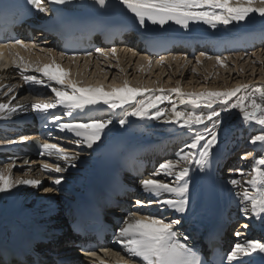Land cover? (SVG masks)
<instances>
[{"label": "snow or ice", "instance_id": "snow-or-ice-1", "mask_svg": "<svg viewBox=\"0 0 264 264\" xmlns=\"http://www.w3.org/2000/svg\"><path fill=\"white\" fill-rule=\"evenodd\" d=\"M71 2L72 0H25L27 11L35 10L39 13L48 11L47 5L63 6ZM92 3L101 10L109 7V0H92ZM112 3L120 7L125 14H131L141 28L151 24L163 29L171 22L185 30L189 29L190 24L197 23L215 30L218 25L227 27L234 22L236 24L247 22L253 15L264 20V0H112ZM9 40L10 43H0V59L4 57V49L27 51L36 47L34 43L23 39L9 37ZM40 51L50 53L52 50L41 48ZM110 51L115 56L116 49L112 48ZM96 52L103 55L104 49L97 48ZM60 55L63 58L65 53L61 52ZM88 55L91 56L92 53ZM16 56L19 57L18 52ZM68 58L73 61L77 59L75 55ZM206 58L213 59L211 56ZM226 59L227 57H215L216 63L221 67L224 66L223 61ZM196 62L199 64L200 58H197ZM13 65L20 70L19 74L24 84L50 89L54 99L45 98L37 92L35 94L38 102L32 103L30 109L33 113L43 116L46 122L50 120L51 123H46L45 126H54L58 132L65 133L63 138L77 147L92 149L102 141L113 121L111 118L78 119L74 114L86 113L94 110L98 105H104L112 112L121 110L128 117L138 121L146 119L151 121L159 120L166 115V112L159 108L160 104L166 100L172 104L170 115L163 122L177 125L180 129L191 133V137L184 148L177 153L175 160H165L149 178L140 180L144 198L135 200L132 205L134 210L128 212L114 233V244L119 245L120 250L105 249L104 251L106 255L110 254L116 258L114 264H204L199 254L181 241V234L176 228L182 223L180 217L188 210L192 165H195L201 173L210 172L214 150L220 143L219 131L224 122L221 117L225 113H231L232 110L239 111L245 125L259 127L258 134L252 135L249 143L254 149L259 147L264 151V87L238 84L235 88L225 91H204L197 94L182 93L179 87L170 89L176 94L179 104L191 106L188 110H181L163 90H159L157 94L148 89L132 88L128 86L127 81L122 87L109 85L110 91H105L102 86L80 87L74 80L67 79L70 73L54 59L40 66L19 57V62L13 59ZM27 72L38 73L39 76L25 75ZM16 87V85L7 86L4 95L8 96ZM257 93L260 94L259 101L256 97ZM15 99L16 96H12L8 103L0 102V120L8 119L18 111H28L29 106L14 105L12 100ZM217 104L220 105L219 109L213 107ZM202 106L206 110H200ZM58 109L63 111L59 112ZM64 116L71 119L65 122L62 119ZM119 124L124 127L126 120L119 119ZM200 126H203V131L200 130ZM29 139L32 138L22 137L20 141L8 139L6 143L17 144ZM38 148L40 156H55L58 161L64 162L63 165L42 162L40 169L50 175L53 185H61L64 177L51 176V174L64 173L69 167H76L78 154L69 155L66 149L54 143L45 142L39 144ZM242 159H247V156ZM27 163L25 161V164ZM14 166L12 162L0 168V194L9 193L20 185L31 188H39L42 185L39 179L13 178ZM237 171L240 175H244L242 170ZM161 175L174 179L169 182L167 179L155 178ZM250 175L252 178L244 182L247 187L237 193L239 211L245 220H249L251 216L264 224V158L253 160ZM227 183L232 188L240 185L237 179H229ZM55 190L56 188L53 187L43 189L45 192ZM153 206L161 215L143 211ZM164 213L174 214L176 218H168L163 215ZM243 227L247 229L250 224L245 223ZM236 235L239 236L241 233L237 232ZM187 239L188 237L185 236L184 240ZM254 253L264 254V243L252 240L243 244L237 243L227 254V262L252 264L250 259L245 260L242 257H251ZM84 256L99 260V264H106V261L97 256L94 250H84ZM88 264H93V261H88Z\"/></svg>", "mask_w": 264, "mask_h": 264}, {"label": "bare ground", "instance_id": "bare-ground-1", "mask_svg": "<svg viewBox=\"0 0 264 264\" xmlns=\"http://www.w3.org/2000/svg\"><path fill=\"white\" fill-rule=\"evenodd\" d=\"M254 30L249 32L246 30L245 23L241 22L240 24H236L232 26L228 32L229 35L236 36V40L234 42L226 39L227 43L229 44L230 49L235 48L236 46H242L243 42L248 43L250 38L254 35H260L264 39V20L261 21H253L251 23ZM214 34L223 35L225 34L219 30H213ZM44 49H51L50 47H45ZM264 49V48H263ZM259 49L258 53L256 54V58L258 61L255 62H246L247 58L242 59L237 55L235 57L231 56L230 59L224 60V66L221 67L219 64L216 63V60L207 59L206 57L211 56L207 55L206 57L198 56L200 58V63L197 64L196 61H188L185 58H181L180 56H165L156 61H149L139 55L137 52H134L131 49H126L116 51L115 56L113 55H98L94 60H69L64 59L61 56H58L55 52H38L36 54H32L34 50L27 52L23 57L25 61L32 63L34 65H44L50 63L53 59L57 64H59L65 71L69 72L70 75L67 79L74 80L78 86L86 87V86H102L105 91H110V87L108 85V78L115 75L114 73L120 76L121 74V81L122 85L124 82L127 81L128 86L132 88H140V89H148L152 92H156L159 94V90H166L164 93L169 97L172 102H176L177 108L181 110H188L191 106L189 105H181L178 103V99L175 93L171 92L170 89H174L179 87L182 93H192L197 94L204 91H209L210 89H219V90H229L233 87L230 85V77L233 75H237L239 77H246L248 76V80H252L253 76L256 75V72L264 68L262 66L257 67V64L262 63V54H264V50ZM135 53V54H134ZM213 57V56H211ZM255 57V56H254ZM13 59H16V62H19V57L10 58V60H5V62L9 65V68L6 70H0V102L8 103L12 96H14V92L16 88L22 86L21 85V76L19 69L15 68L13 65ZM250 59V57H249ZM98 61L100 63L105 64V66H99ZM242 61V63H241ZM195 63V65L193 64ZM228 63H232L233 67H230ZM194 66H193V65ZM90 66H92L90 68ZM31 73L30 75H36L37 73ZM94 74V77H99V81L88 82L82 84L79 80L77 75H88ZM26 74V73H25ZM261 74H264V70H261ZM133 75H139L135 79H133L135 85L130 82V77ZM38 76V75H37ZM91 76V75H90ZM227 76V77H224ZM168 77L165 81L164 79ZM224 79V85L218 88L222 83L217 82V80ZM115 78L116 75H115ZM114 78V79H115ZM120 78V77H119ZM148 78V79H147ZM83 79V78H82ZM90 79V78H89ZM107 79V81H106ZM154 86H149L152 82ZM187 79L190 80L193 84H197L196 86L201 85L200 90L201 92H195L194 87L191 86L190 82H186ZM88 80V79H87ZM103 80V81H102ZM132 80V79H131ZM146 82H145V81ZM140 81H142L140 83ZM148 81V82H147ZM83 82V81H82ZM149 82H151L149 84ZM179 82V83H177ZM246 83V81H243ZM232 83V80H231ZM120 84V85H121ZM237 84V83H236ZM258 87H264V83H257ZM16 85L17 87L13 90L12 93H9L8 96H5L4 93L7 91V86ZM110 85H119L114 81L110 83ZM59 87V86H57ZM157 89H156V88ZM196 88V87H195ZM39 93L40 95L44 96L45 98H53L50 89L40 88V87H24L22 86V91L16 96L15 100H12V103L19 107L20 105L29 106L28 111H18L13 116L9 117L8 119L0 120V128H5L9 126V123L12 121V118L17 117L18 119H29L30 115L33 112L30 109V105L32 103L38 102V97L35 93ZM257 100L259 101L260 94H256ZM140 99V98H138ZM172 104L166 100L164 103L159 105V108L162 111L166 112L165 116H162L159 120H144L138 121L133 117H128L126 113L122 112L121 110H117L116 112H112L111 110L107 109L104 105H98L94 110L88 111L86 113H79L74 114L77 115L78 119H88V118H111L113 123L109 126L108 130L104 137L108 138L113 135L115 132L118 131H138L142 134V136H153L156 133H166L170 132L172 134L177 135L180 138V141H184V145L186 142L189 141L191 137V133H188L186 130L180 129L177 125L173 124H166L163 121L170 115V109ZM219 109V108H217ZM104 110V111H103ZM205 110V109H202ZM57 111L62 112V109H58ZM103 111V112H102ZM155 110H153V113ZM125 119L126 124L124 127H121L119 124V119ZM62 119L67 122L71 118L64 116ZM221 119L224 121L221 125L219 131V138L220 143L219 145L225 144L227 146V151H232L236 147L243 144L247 145V141H249L252 135L258 134L259 127L256 125L247 126L243 123L241 114L238 110H232L231 113H225L222 115ZM200 130L203 131V126H200ZM65 133H60L53 137V143L58 144V146H62V148L67 150L69 155H77L78 158L75 161L76 167L72 168L69 167L68 170L64 173H52L51 176L62 175L64 180L61 185L56 186L53 185L51 182L50 175L46 172H42L41 163L46 162L50 164L59 163L61 165L64 164L63 161H58L55 156H40L36 160H32L31 163L25 164V161L15 162L14 161V168L12 171L13 178H20V179H39L42 181V185L39 188H31L29 186L20 185L17 188L13 189L9 193L0 194V233L2 237L5 238L9 235L12 229L15 228V236L19 234V227H29L31 228L39 238H46L55 240L59 239V235H63L66 233V229L68 226V221L70 219V215L72 212V204L74 200V194L79 186L81 180L83 179V172L88 170V165L90 162V154L91 149L86 147H77L74 143H71L69 140L63 138ZM61 136V137H60ZM63 136V137H62ZM75 139V137H73ZM253 147V145H251ZM160 148V147H159ZM259 148V147H258ZM74 149V150H71ZM221 148H217L214 150V153ZM71 150V151H70ZM251 150H247L244 153H247ZM174 152V149L171 151V154L168 156L170 157ZM180 152V151H179ZM264 158V151H259L257 154L253 155V159L250 161L242 164L240 170L243 171L244 175H240L239 171H230L226 173H221V187L223 190V196L230 200L232 203L231 211H238L240 222H242L241 226L243 227L244 222L249 223L252 221L253 217L250 216L249 220H245L244 217L240 214L239 208V200L237 193L241 192L244 187L247 185L244 183L246 180L252 178L250 175L251 173V165L254 159H261ZM176 159V158H175ZM172 159V160H175ZM165 161V158L162 159V162ZM13 160L7 159L4 165H1L0 168H3L6 164L12 163ZM161 162V163H162ZM240 163H236L239 165ZM234 164V166H236ZM66 166V165H65ZM192 176L190 183V193L194 190V178L196 175H200L195 165H192ZM27 172V175L25 173ZM71 175H73L71 177ZM152 175V172H148L145 178H149ZM50 178V179H49ZM156 179L165 180L167 179L171 182L174 178H166L164 176L155 177ZM229 179H237L240 181V185L237 188H232L230 184L227 183ZM46 181V182H45ZM49 185V187L56 188L55 191L52 192H45L43 191V186L45 184ZM48 187V186H47ZM45 188V187H44ZM55 196L53 193H55ZM65 194L64 196H59L57 194ZM48 198L50 200L46 203H42L43 199ZM48 200V199H47ZM158 211L156 208L154 209V213ZM155 215V214H154ZM169 215V214H167ZM166 215V216H167ZM173 215V217H172ZM250 215V214H249ZM168 218H176L174 214H171V217ZM4 221V223H1ZM241 235L237 236L232 243H230V247L233 249L237 243H245L248 240L252 241H259L257 235L252 234L250 232V228L240 230ZM66 246V245H64ZM115 249L113 250H120L119 245H114ZM122 251V250H121ZM105 253V252H104ZM123 254V253H122ZM253 255V254H252ZM97 256L104 259L106 264H114L115 257L111 256L110 254H103L99 253ZM242 259L248 260L250 259L253 261V256L251 257H242ZM88 261H93V264H99V260H96L93 257L83 259L85 264H88Z\"/></svg>", "mask_w": 264, "mask_h": 264}, {"label": "rangeland", "instance_id": "rangeland-1", "mask_svg": "<svg viewBox=\"0 0 264 264\" xmlns=\"http://www.w3.org/2000/svg\"><path fill=\"white\" fill-rule=\"evenodd\" d=\"M256 54L257 53H254V55L253 56H251L250 57V59H249V57H247V61L246 62H255V61H258V59L256 58L257 56H256ZM255 56V57H254ZM262 63L261 64H257V66L255 67V68H257V67H259L260 68V66H262V67H264V54H262ZM101 61H98V64H99V66H105V64H104V62L103 63H100ZM241 63H242V61H241ZM194 65H195V63H193ZM192 64V65H193ZM193 65V66H194ZM228 65H230V67H233V65H232V63L230 64V63H228ZM261 70H264V68H261ZM261 70H259L258 69V71L256 72V75H254L253 76V79L252 80H248V76H246L245 78L244 77H239V76H237V75H233L232 77H230V80H229V82H230V85L233 87V88H235L238 84H249L250 86H255V87H258V84L257 83H264V74L262 75L261 74ZM115 75H116V77L117 78H115V75H113V76H111L110 78H108V84H110L111 82H113L114 81V83L116 82L117 84H118V82H119V85H115V86H117V87H122V81H121V78H119L120 76H118V74H116V72L114 73ZM91 75V76H90ZM78 77H79V80H80V82L81 83H87V82H85V81H88V82H93V79H94V84L96 83L95 81L97 80V81H99L100 79H98L99 77H94L95 76V73L93 74H88V75H85L84 76V74L82 75H77ZM134 76L137 78L138 77V79H139V75H133V76H131L130 77V82L131 83H133V84H136V82L138 81V79H137V81L134 83V81H133V79H135L134 78ZM224 77H227V76H224ZM223 77V79H218L217 80V82H219V83H222L218 88H220L222 85H224V78ZM83 78V79H82ZM90 78V79H89ZM115 78V79H114ZM88 79V80H87ZM132 79V80H131ZM148 79V78H147ZM168 79V77H166L164 80L166 81ZM231 80H232V83H231ZM246 81V83H244L243 81ZM83 81V82H82ZM103 81V80H102ZM106 81H107V79H106ZM145 81V80H144ZM153 81V79L151 80V82ZM142 81H140V83H141ZM146 82V81H145ZM148 82V81H147ZM151 82H149V84L151 83ZM186 82H190V80L189 79H187V81ZM191 83V86H193L194 87V91L195 92H201V90H200V87H201V85H199V86H196L197 84H193L192 82H190ZM237 83V84H236ZM121 84V85H120ZM152 84H154L153 82L149 85V86H151V87H153V85ZM196 87V88H195ZM166 90H168V88L166 89ZM166 90H164L163 89V92L165 91L166 92ZM209 91H224V90H219V89H210ZM213 107H215V108H219L220 107V105H214ZM202 109H204L203 108V106L201 107V109L200 110H202ZM206 110V109H205ZM66 140H68V139H66ZM59 144V143H58ZM57 144V145H58ZM62 147V146H61ZM251 148V144L249 143V141H247V147L246 148H244V149H242L240 152H244V151H246V150H249ZM181 149H183V146H181ZM180 149V150H181ZM71 150H74V149H71ZM70 150V151H71ZM176 156H177V154H173V156L170 158V160H172V159H175L176 158ZM242 167V166H241ZM241 169V168H240ZM240 169H237V170H240ZM73 175H71V177H72ZM50 179V178H49ZM46 182V181H45ZM47 186L49 187V185H48V183L47 184H45L44 186H43V189H44V187L45 188H47ZM53 188H54V186H53ZM54 194V196H55V194H56V192L55 193H53ZM57 195H59V196H64L65 194H63V195H61V194H57ZM48 199V200H47ZM50 200V198H48V195L46 196V198L45 199H43V201H42V203L44 202V203H46V202H48ZM159 212H155V214H158ZM239 227L241 228V225H239ZM240 233H241V231H240Z\"/></svg>", "mask_w": 264, "mask_h": 264}]
</instances>
